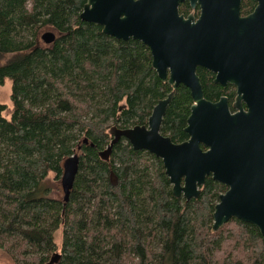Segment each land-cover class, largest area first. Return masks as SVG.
<instances>
[{
  "label": "trees",
  "instance_id": "trees-1",
  "mask_svg": "<svg viewBox=\"0 0 264 264\" xmlns=\"http://www.w3.org/2000/svg\"><path fill=\"white\" fill-rule=\"evenodd\" d=\"M85 2L0 0V85L12 84L10 119L0 104V249L17 263L47 264L62 227L55 264H264L254 225L232 218L212 230L223 184L208 177L186 201L172 194L161 160L125 138L108 160L100 156L111 126L143 124L170 87L142 42L82 21ZM47 28L56 34L51 44L40 39ZM198 75L208 99L224 91L204 70ZM190 102L179 86L168 103L164 124L174 140L185 136ZM75 153L79 169L64 202L45 181L61 177Z\"/></svg>",
  "mask_w": 264,
  "mask_h": 264
},
{
  "label": "water",
  "instance_id": "water-1",
  "mask_svg": "<svg viewBox=\"0 0 264 264\" xmlns=\"http://www.w3.org/2000/svg\"><path fill=\"white\" fill-rule=\"evenodd\" d=\"M182 1L86 0L79 15L82 21L100 25L110 37L143 42L157 76L165 81L169 71L172 88L183 84L194 101L185 127L187 141L174 144L158 132L170 93L154 106L149 128L111 127L112 139L100 156L108 160L113 145L125 138L134 150L162 159L172 194L186 201L197 199L199 186L211 176L227 188L214 206L212 230L236 218L254 225L264 237V0H254V10L245 17L240 16V0H189L192 8L199 7L196 21L192 14L179 15ZM40 39L51 44L56 34L45 31ZM196 66L215 73V82L236 86L237 112L230 113L225 98L217 102L203 98ZM200 144L208 149L203 151ZM79 160L75 153L63 161L64 202L74 186ZM109 179L116 181L113 171ZM59 258L55 252L47 264Z\"/></svg>",
  "mask_w": 264,
  "mask_h": 264
},
{
  "label": "flooded vegetation",
  "instance_id": "flooded-vegetation-1",
  "mask_svg": "<svg viewBox=\"0 0 264 264\" xmlns=\"http://www.w3.org/2000/svg\"><path fill=\"white\" fill-rule=\"evenodd\" d=\"M251 1L253 2V7H252L251 9L249 8V10H247L246 8H245V9L243 8V6H244V1H243V0H240V16H241V17H245V16H247L248 14H250V13L254 10V8H255V6H256V2H255L254 0H251ZM178 13H179V15H183L184 18H186L188 15L192 14V15L194 16V20H193V21H196L197 18L199 17V14H200V12H199V7L196 6L195 8H192V6H191L189 0H184V1H182V2L178 5ZM99 26H100V25H99ZM112 38H114V37H112ZM114 39H116V38H114ZM130 39H131V40H134V39H132V38H130ZM130 39H128V40H130ZM116 40H121V39H116ZM123 41H124V40H123ZM126 41H127V40H126ZM138 41H139V40H138ZM140 42H141V41H140ZM142 43H143V42H142ZM143 44H144V43H143ZM144 45H145V44H144ZM145 46L149 49V47H148L147 45H145ZM149 52H150V55H151V67H152V54H151L150 49H149ZM152 69H153V68H152ZM198 69H201V70H204L205 72H207V74L211 77L212 82H213L214 84H216V85H218V86H220L221 88L224 89V91H223L222 93H220V94L218 95L217 98L211 100V99H208V98L205 96V94H204V90H203V84H202V81H201L200 76L198 75ZM153 70H154V69H153ZM154 71H155V70H154ZM155 73H156V72H155ZM195 74L197 75V77H198V79H199V82H200V84H201L202 91H203V98H204L205 100L210 101V102H217V101H219L221 98H225L230 113H235V112L238 111V110L235 109V107L233 106L234 103H235L236 97H237V88H236L235 85L230 84L229 82L225 83V85H222V84H220V83H218V82H215V73H213L212 71H210V70H208L207 68H204V67H202V66H196V68H195ZM156 75H157V74H156ZM168 76H169V71H168V73H167V78H166L165 81H162V80L158 77V78L161 80V82L168 84V86L170 87V92H168V93L165 95V97L158 99V100H157V103H158L159 100L166 99L170 93H172V97H173V92H174V91L177 89V87H179V86H183V87H185L186 89H188L189 94H190V97H191V102H190V104H189V114H188V116L186 117L185 125H184V127L182 128V131H183V133L185 134V136H183L182 138L177 139V140H174V139H173L172 133H171L169 130H167V129L165 128V124H164V117H165V114H166V110H165V114H164V116H163V120H162L161 123H160L159 131H158L159 134L162 135L163 137H168V138H170L171 141H172L174 144H179V143L185 142V141H187V140L189 139V135L185 132V127L187 126V119H188V117H189V115H190V113H191V106L194 104V101H193V98H192V95H191V92H190L189 88H187V87L184 86L183 84H179L175 89H173L172 86L168 83ZM172 97H171V98H172ZM171 98H170V100H171ZM170 100H169V101H170ZM157 103H156V104H157ZM168 103H169V102H168ZM156 104H155V105H156ZM155 105H154V106H155ZM154 106L152 107L151 112H150L149 116L147 117L146 121H145L143 124H141V126L143 125V126H145L146 128H149V125H148V119H149V117H150V115H151V113H152V110H153ZM167 106H168V105H167ZM241 106H242L243 110H246V105L244 104V102H242ZM166 109H167V107H166ZM133 126H136V125H133ZM133 126H130V127H128V128H131V127H133ZM111 127H113V126H111ZM131 147H132V146H131ZM200 148H201L203 151H206V150L208 149V148H207L206 146H204L203 144H200ZM143 151L147 152L148 154H151V153H149L147 150H143ZM151 155H153L154 157H156L154 154H151ZM156 158H158V157H156ZM158 159H160L161 162H162V159H161V158H158ZM162 165H163V163H162ZM163 168H164V167H163ZM208 177L211 178V176H207V177L205 178V181H206V179H207ZM211 179H212V178H211ZM212 180H213V179H212ZM181 184H183V181H182V180H181ZM204 184H205V183H204ZM171 187H172V185H171ZM202 187H203V185L199 186L200 191L202 190ZM225 187H226V186H225ZM226 189H227V188H226ZM225 191H226V190H225ZM225 191H224V192H225ZM224 192H223V193H224Z\"/></svg>",
  "mask_w": 264,
  "mask_h": 264
},
{
  "label": "rangeland",
  "instance_id": "rangeland-1",
  "mask_svg": "<svg viewBox=\"0 0 264 264\" xmlns=\"http://www.w3.org/2000/svg\"><path fill=\"white\" fill-rule=\"evenodd\" d=\"M28 5H30V3H28ZM45 31H53V30L47 28L43 32ZM11 87L12 84L10 80H6L2 85H0V104L5 105L3 116L6 119H10L12 113ZM60 180L61 177L55 178V175L53 173H50L47 176L45 185L48 186L50 190L51 193L50 196L62 200L63 193L61 190ZM61 241H62V227L59 228L54 234V242L57 246V251H56L57 253L60 252ZM0 264H27V263H23V262L17 263V261H15V259L9 255V253L4 251L3 249H0Z\"/></svg>",
  "mask_w": 264,
  "mask_h": 264
}]
</instances>
